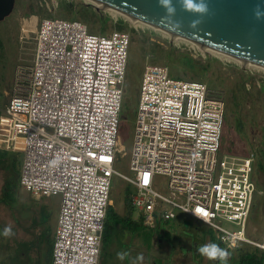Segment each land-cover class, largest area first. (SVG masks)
I'll use <instances>...</instances> for the list:
<instances>
[{"label": "built area", "instance_id": "1", "mask_svg": "<svg viewBox=\"0 0 264 264\" xmlns=\"http://www.w3.org/2000/svg\"><path fill=\"white\" fill-rule=\"evenodd\" d=\"M31 23L32 15L21 17L18 39L32 37L34 53L31 64L15 67L0 110V145L22 152V189L58 197L50 264L98 263L114 175L128 183L129 204L143 225L181 213L213 229L227 250L245 243L264 251V224L260 239L245 235L258 191L254 152L222 151L225 101L218 92L146 60L131 145L123 150L129 32L93 33L83 21L59 16ZM118 156H127V173L114 168ZM197 207L208 224L192 211Z\"/></svg>", "mask_w": 264, "mask_h": 264}, {"label": "rangeland", "instance_id": "2", "mask_svg": "<svg viewBox=\"0 0 264 264\" xmlns=\"http://www.w3.org/2000/svg\"><path fill=\"white\" fill-rule=\"evenodd\" d=\"M58 1L15 0L11 12L0 20V110L7 104L11 95L15 67L20 63L29 65L32 62L33 38L30 37L24 42L18 39L21 17L32 15L33 24L36 17L76 18L84 21L88 31L93 33L109 32L115 27L114 19L117 22L122 20L121 25L116 28L125 29L130 34L124 104L120 111L121 123L118 131L122 149L128 150L131 145L137 83L146 60L167 65L172 76L180 74L185 79L205 82L225 101L222 151L235 155L254 152L253 178L258 191L246 223L245 235L260 239L264 224V191L258 182H263L264 173L257 170V162L264 164V68L198 47L191 41L152 28L116 10L98 9L88 0L83 1L92 6L75 3L76 10L70 11L64 3L57 5ZM78 10L84 13L83 18L78 14ZM98 10H101L102 17L106 18L103 29L99 24L102 18L100 19ZM91 15L93 17H90ZM183 55L192 56L196 62L195 66L190 68L183 65ZM21 160V151L6 150L0 145V264H50L58 197H35L22 189L18 182ZM114 168L127 173V156H118ZM127 186V182L121 178L115 175L112 177L111 205L120 214L126 210L123 191ZM177 217L175 221L159 222L150 226L155 233L150 247L139 243V238L134 237L129 244L130 263L127 258H117V253L123 252V249L121 242L114 240L102 253L99 264L237 263V259L232 255L225 261L209 260L202 256L197 250L201 245L216 243L220 244L221 248H226L218 241L213 229L181 213ZM219 223L231 230L239 228L229 222L219 220ZM9 225L13 234L6 237L3 233ZM227 251L229 254L235 252L229 249ZM140 254L143 255L142 261L137 259Z\"/></svg>", "mask_w": 264, "mask_h": 264}, {"label": "water", "instance_id": "3", "mask_svg": "<svg viewBox=\"0 0 264 264\" xmlns=\"http://www.w3.org/2000/svg\"><path fill=\"white\" fill-rule=\"evenodd\" d=\"M14 1L0 0V20L11 12ZM88 1L98 9H114L198 47L216 49L264 68V0H192L193 5H203V10L189 7L187 0Z\"/></svg>", "mask_w": 264, "mask_h": 264}, {"label": "trees", "instance_id": "4", "mask_svg": "<svg viewBox=\"0 0 264 264\" xmlns=\"http://www.w3.org/2000/svg\"><path fill=\"white\" fill-rule=\"evenodd\" d=\"M60 3H64L66 6V9L69 11L76 10V6L74 5L75 3L77 4L81 3L87 7L92 6L89 2H85L83 0H78L77 2H66L65 0H59L57 5L58 4L60 5ZM98 11H99L100 19L102 18L101 19L102 21L99 24H100V27L103 29V25H104L106 18L102 17L101 10H98ZM75 14H76V11H75ZM78 14H80V17L83 18L82 17L84 15L83 12L81 13V11L78 10ZM90 17H93V15H91ZM121 21L122 20H119L117 22L116 19H114L115 27H112V29L113 28L120 29L116 27H119V25H121L120 23ZM182 60H183L182 61L183 65L187 67L192 68L193 66H195L196 62L193 60L192 56L190 55H185V56L183 55ZM174 76L183 78V76L180 74L174 75ZM257 170L262 171L264 173V164L257 162ZM258 185H260L262 187V190L264 191V180L263 182L259 181ZM129 199H130V189L128 185L127 187L124 188V191H123V201H124L125 208H126L125 212L123 214H120L114 209V207L111 204L107 206V209L105 212L103 230H102V243L100 247L99 258H98L97 264H99L101 255L104 252V250L108 246H110L114 240L121 242L120 246L123 249V252L128 253L127 255L128 257L126 256L125 258L128 259L129 263L131 262L129 244L130 242H132V239L134 237L139 238V243L144 244V246L146 247L151 246V240L155 233L153 232V229H151L148 226L143 225L141 220L135 217V214L133 213V209L131 208L129 204ZM146 241H147V244H146ZM234 251H233L234 253L232 254L230 253L229 256L232 255L234 256V258L237 259L236 264H239L240 262H245L248 264H264V258H263L264 254H262L263 250H260L255 246L241 243L234 249Z\"/></svg>", "mask_w": 264, "mask_h": 264}, {"label": "clouds", "instance_id": "5", "mask_svg": "<svg viewBox=\"0 0 264 264\" xmlns=\"http://www.w3.org/2000/svg\"><path fill=\"white\" fill-rule=\"evenodd\" d=\"M187 4L189 7H195L197 10H203V5H193L192 0H187ZM261 13L259 11L256 12V15L259 16ZM183 211H189V209H184ZM194 214L198 217L203 219L207 224L209 223V220L207 219V213L204 212V210L200 207L195 208L192 210ZM6 237L12 235V227L11 225L6 226L4 229L3 233ZM198 252L202 255L208 258L209 260H217L219 259L220 261H225L227 260L229 256V252L221 248L218 244L216 243H208L204 244L198 247ZM128 255L127 252H118L117 253V258L120 260H124L125 257ZM138 260H143V255L140 254L137 257Z\"/></svg>", "mask_w": 264, "mask_h": 264}, {"label": "bare ground", "instance_id": "6", "mask_svg": "<svg viewBox=\"0 0 264 264\" xmlns=\"http://www.w3.org/2000/svg\"><path fill=\"white\" fill-rule=\"evenodd\" d=\"M111 9V8H110ZM114 10V9H113ZM133 19V18H132ZM31 25H32V27L34 26V24L33 23H31ZM168 33H170V32H168ZM170 34H172V33H170ZM173 36H179V35H177V34H172ZM180 37V36H179ZM202 48H204V47H202ZM205 49V48H204ZM214 51H216V49H214ZM216 52H219V53H221L220 51H216ZM221 54H223V53H221ZM237 60L238 59H241V60H243V62L245 63V62H249V63H252V64H254V65H257V66H259L258 64H255L254 62H252V61H250V60H246V59H242V58H236Z\"/></svg>", "mask_w": 264, "mask_h": 264}]
</instances>
